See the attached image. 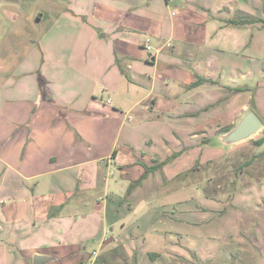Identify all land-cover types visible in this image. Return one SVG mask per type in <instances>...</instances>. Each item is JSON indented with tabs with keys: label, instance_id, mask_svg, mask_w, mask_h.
I'll return each instance as SVG.
<instances>
[{
	"label": "crops",
	"instance_id": "1",
	"mask_svg": "<svg viewBox=\"0 0 264 264\" xmlns=\"http://www.w3.org/2000/svg\"><path fill=\"white\" fill-rule=\"evenodd\" d=\"M153 1L149 3V6L140 8L139 5L132 7L126 0L115 3L107 0L104 5L111 10L114 18H106L101 13H99L100 16H96L95 12L88 10H75L72 21L76 18L75 25H81V28H78V35L75 34L70 40L71 53H65L62 41L53 45L49 43L50 45L47 44V48H44L40 46L41 44L38 46L34 40L29 39L28 44L25 45L28 49L26 57L20 55L21 57L14 58L18 67L15 66L13 71L9 68L8 71L6 69L0 71V205L2 207L0 209V246L12 250L19 248L20 254L16 253L19 258H24L22 248L26 245L34 256L41 253L51 257L52 255L48 253V250L54 247L51 245L54 243L50 242L54 239L51 231L57 228L59 221L66 226L69 221L67 216L75 217L70 222L69 229L74 230L77 227L79 214L67 215L61 212L64 208L77 209L76 206L67 205L71 202V198L68 197L70 193L83 192L80 199L83 197L84 206L89 204L85 191L94 189L97 185L95 179L101 169L99 160L107 157L106 155L95 156V153L106 148L104 145L101 146L97 138L101 136L103 130L106 131V125L102 121L109 116L110 106H114L116 112L121 114L119 139L121 140L127 128L129 131L120 148H116L108 159L109 163L115 162L120 171V180L118 179L113 187V193L117 197L124 196L131 186L135 187V182L145 173L143 164L151 166L163 162L155 171H150L144 180L148 179L151 173H157L166 184L176 181L177 178L187 174L188 170L196 171L199 168L196 166L201 163L195 160V153L208 152L209 150L204 149H209L211 142L210 140L209 144L199 145L198 143L188 144L181 140L174 144L170 141L162 142L164 138L149 137L146 143L140 145L133 135L134 126L131 125L133 122L136 121L139 124L143 122V119L156 118L158 121L154 122L155 127L162 129V134L167 131L168 135H175L178 138L186 135L214 138L221 134L217 130L222 120L229 121L238 114V106L235 102L240 93L247 92V87L229 85L230 82L238 79L237 72H232L224 83L218 78H222L220 73L224 63L234 70L236 63L234 57L241 55L242 49L244 52L248 50L247 45L253 49L255 45L261 43H254L252 40L249 42L246 39V47L236 49L234 45L236 41L239 43V40H236L235 34L228 36L229 46L223 40H221L222 44H212V42L220 43L219 29L221 30L223 26L229 25L236 28L248 25V21L253 20V14L244 9L237 0L236 2L229 0L228 4H222L223 9L216 8L214 11H211L212 6L209 3L199 4L192 3V0H184L174 7L178 9L180 18L184 19L177 22L175 18H170V32L164 33L167 18L160 15L161 10L153 6ZM233 3L236 6L235 14L241 16V19L237 20L236 17H228L225 14L224 9H227L231 15ZM167 5H169L168 2ZM191 8L193 11L199 10L200 15L203 16V19L190 21L196 24L194 26L187 22L190 20L189 16L182 15ZM93 15L98 18L97 22L100 26L93 25L91 18ZM243 15H245L244 22H247L244 23L245 25L242 24ZM38 17L40 21H43L45 14L39 12ZM82 17L87 21L89 19L90 24L86 25ZM102 20H108L107 25L111 23L108 29L100 24L103 23ZM122 20L123 24L116 27V24ZM212 21L215 22V26L211 31H207L208 23ZM120 27L121 30H119ZM127 28L149 31L157 35L161 42L156 53L150 51L151 56L146 57L142 64H140L143 60L142 55L130 52V48L133 50V44L130 37L125 35ZM101 31H104L101 38L108 40L109 46L108 43L107 46L110 48V51L108 49L104 52L106 54L104 56L101 50L105 49H99L102 47L100 42L95 44L96 36ZM83 33L89 35L87 41H83ZM94 44L93 54H90ZM206 49H210L211 56L210 52L203 55L202 51ZM2 58L4 61L9 56ZM230 58L233 60L228 62L227 59ZM20 69L22 70L19 71ZM237 69L238 67L235 68ZM261 70L259 76L262 80L257 82L253 98L256 99L260 112L264 114V66ZM242 73L245 74L243 71ZM201 78L204 80L198 85L195 84ZM123 83L125 88L134 91L138 98L130 105H124L122 101L115 104L112 100V96H116ZM3 89L4 92L1 93ZM250 90L252 91L251 87ZM222 91H226L225 95ZM101 92L112 94V96L105 98ZM165 100L169 105L159 106L161 113L156 114L157 102L164 103ZM250 100L249 106H251ZM147 101L151 102L150 110L149 106L142 107V103ZM212 105L218 106V113L208 117L207 113L213 110L209 107ZM3 111L6 112L3 113ZM188 119L192 121L189 122ZM262 121L264 127V120ZM128 122L132 123L128 124ZM215 122L217 125L214 124ZM153 139L155 141L148 142ZM77 146L78 150H76ZM217 148L223 150L225 147L217 146ZM147 150H152L151 158L155 159L151 165L145 158ZM157 151L162 154L154 156ZM187 154H193L190 158H194V161L187 160ZM89 155L91 157H88ZM111 158L114 160L111 161ZM70 171H73V176L68 179L67 173ZM82 177H85L87 181H84ZM144 186L142 181L140 186L135 187L132 194L140 191ZM110 187L111 184L105 178L104 189L108 190ZM172 189L175 190L169 195L166 204L184 200V197L180 196L185 188L178 190L179 187L177 189L173 187ZM33 192H39L43 196L40 205L47 206L48 209L44 218L21 216L17 211L19 207L30 202L34 203ZM31 193H33L32 196ZM8 199L11 200L13 209L8 210L9 205H5ZM94 199L95 202L99 200ZM107 205H104V212L107 211ZM131 206L128 209H131ZM51 210L56 212L55 216H50ZM115 210L121 211V206ZM108 222L107 218L106 223L103 221L101 226L103 230L108 227ZM119 222L121 229L128 227L125 219ZM254 235L257 240L251 244L255 248L252 254L261 255L255 264H264V231H254ZM166 236L149 233L142 236L131 235V240L127 244H135L137 241L146 239L144 242L151 246L155 238L159 237L157 240L162 241V246L169 240L175 248L180 246L174 237L166 238ZM96 237L97 235H93L91 238L96 239ZM61 240L56 242L60 244ZM103 242L100 241L98 244ZM194 242L191 239L194 248L200 246L209 247L208 250L217 249L209 243L198 245ZM259 247L261 250L256 252ZM92 255L93 257L87 260L82 259L79 264H87L88 261L89 264H97L101 254L93 251ZM135 255L128 252L123 264H136L135 261L138 259ZM162 257L158 254L157 257H150L152 259L149 260L151 262L156 260L155 263L158 264ZM159 263L162 262L159 261Z\"/></svg>",
	"mask_w": 264,
	"mask_h": 264
},
{
	"label": "rangeland",
	"instance_id": "2",
	"mask_svg": "<svg viewBox=\"0 0 264 264\" xmlns=\"http://www.w3.org/2000/svg\"><path fill=\"white\" fill-rule=\"evenodd\" d=\"M117 1L119 2V0H109L111 3ZM126 1L132 7L139 5L140 8H144V6H149V3L153 0H149L148 3L147 0ZM180 1L183 2L184 0H172L171 2L167 0L153 1V6L161 10L160 15L167 18L164 25V33L170 32V18H175L174 20L177 22L184 19L180 18L178 9L174 8ZM228 1L192 0L191 2L199 4L209 3L212 6L211 11H214L216 8L223 9L224 6L222 4H228ZM231 1L236 2L235 0ZM237 1L239 4H242L244 9L253 14V20L248 21V25L244 24L247 22H242L245 25L242 27L223 26L221 30L219 29L218 40H220V43L213 41L212 44H222L221 40H223L229 46L228 36L230 34H235L236 40H239V43L236 41V45L233 44L236 49L246 47V39L249 42L252 40L254 43L261 44L255 45L253 49L247 45L246 48H249L248 50L244 52V49H242L241 55L234 57L236 61L235 68L238 67L237 70L235 68L234 70L231 69L224 63L223 70L220 73L222 78H218V80L224 83L232 72H237L239 80L237 79L234 82L228 83L233 87H247V92L240 93L237 102H235L238 106V114L234 118L232 117L231 120H222L220 123V128L217 131L221 133L227 127H234L239 118L249 108L256 111L262 117V120H264V114L260 112L256 99L253 98L255 94L254 88H256L257 82L262 80V77L259 75L260 71H262L261 67L264 66V0ZM106 2L107 0L105 2H101V0H0V71L4 69L8 71V68L11 70L15 69V66H17V63L14 62L16 56L21 57L20 55H24L23 57H26L28 49L25 45L28 44L29 39L34 40L37 45L41 44L40 46H44V48H47L46 46L47 44L50 45L49 43L53 45L56 42L62 41L65 53H71L72 43L70 40L73 39L75 34L78 35V28H81V25H75L76 18L72 21L73 12L83 9L95 12L96 16H100L99 13H101L106 18H114L111 10L104 5ZM167 2L169 5H167ZM126 7L128 6L126 5ZM235 7V3H233L231 15L227 9H224V12L228 17H236L237 20L241 19V16L235 14ZM107 11L108 13H106ZM39 12L45 14L43 21H40L38 17ZM197 12L199 10L193 11L191 8L182 13V15L189 16L190 20L187 22L194 26L196 24L190 21L203 19L200 12ZM243 16L242 19H244ZM91 18L94 23H92L93 25L100 26L97 22V17L93 15ZM82 21L86 22V25L90 24V20L88 19L87 21L84 17H82ZM107 21H103L100 24L108 29L111 23L107 25ZM120 24H123V20L119 21L116 27ZM214 26V21L208 23L207 31H211ZM119 30H121V27ZM125 31V35L130 37L129 39L133 44V50L130 48V52L142 55L143 60H141L140 64L144 63V59L151 56V53H156V49L161 43L157 35L149 31L144 32L130 28L125 29ZM103 33L104 31H101L97 34V41H95L96 45L98 44L97 42H100L99 44L102 45L99 49H105L101 50L102 56L106 55L104 54L106 50L108 51L109 49L110 51L108 40L101 38ZM88 38L89 35L83 33V41H87ZM95 44L91 48L90 54H93ZM146 44L151 45V53L146 49ZM209 52L210 49L202 51L203 55ZM7 55L9 58L2 61V57ZM227 60L230 62L233 59ZM242 71L245 73L244 75ZM3 92L4 89L1 93ZM218 92L220 93V91ZM222 93L225 95L226 91H222ZM101 94H104L105 98L112 96V94L108 95L106 92H101ZM137 99L136 93L125 88L124 83L119 87L116 96H112L115 104L122 101L124 105H130ZM249 100L251 106H249ZM167 105L169 104L166 100L164 103L157 102L158 107L155 108L157 110L156 114L161 113L159 106L166 107ZM144 106H149L148 109L150 110L151 102H143L142 107ZM209 107L213 108V110L207 113L208 117L218 113V106L212 105ZM109 111V116L102 121L106 125V131L103 130L101 136L97 138L102 144L101 146L104 145L106 148L95 153V156L106 155L107 157L99 160L101 169L95 179L97 185L94 189L85 191L89 204L84 206L85 204L82 203L83 197L81 199L80 197L84 194L83 192H81L83 194L78 192L68 195L71 198V202L67 205L76 206L77 209L64 208L61 214H79L77 227L74 230L69 229V224L75 217L67 216L69 221L66 223V226L61 221L57 223V228L51 231L54 239L50 242L54 243L51 244L54 247L48 250V253L54 259L43 264H79L82 259L87 260L93 257V251H98L101 254V258L97 264H123L128 252L136 254L135 256L138 259L134 260L136 264H157L155 263L156 260L151 262L149 259L158 254L163 256L159 259L162 263L158 261V264L257 263L261 255L255 256L252 254V250L254 251L255 248L251 244L257 240L254 231H264V144L258 145L256 141L263 137L264 127L251 139L221 150L222 148H217L220 145H217L213 138L208 136L195 137L193 135H186L178 138L175 135H168L169 132L166 129H164L166 132L162 134V129H159L157 126L155 127L156 123L154 122L158 121L156 118L150 120L143 119V122L139 124L136 121L133 123L128 122V124L132 123L131 125L134 126L133 135L140 145L146 143V139L149 137H154V139L155 137L157 139L164 138L162 142L167 143V141H170L174 144L181 140L188 144L198 143L199 145L209 144L210 140L211 142L208 146L209 149H204L205 151L209 150L208 152L203 154L202 152L195 153V160L197 163H201L196 166L199 168L196 171L194 169L192 171L188 170L187 174L177 178V183L173 180L166 184L157 173H151L148 179L135 182V187H137L143 181L145 186L140 191L138 190V192L132 194L135 187L131 186L126 190L124 196L117 197L113 193V187L117 183L116 181L120 180V171L115 162L109 163L108 159L113 155L116 148H120L129 131L127 128L120 140V134L118 136V133L121 114L116 112L114 106H110ZM5 112L3 111V113ZM233 120L234 122H232ZM129 121L131 120L129 119ZM188 121L191 122L192 120L188 119ZM154 139L148 142L155 141ZM76 150H78V146ZM138 153L141 157L139 151ZM145 153L147 154L145 158L148 160V163L150 165L153 164L155 159L151 158L153 156L152 150H147ZM159 153L161 152H155L154 156H158ZM193 154H187V160L192 159L194 161V158H190ZM88 157L91 156L89 155ZM111 159V161L114 160L113 158ZM72 174L73 171L67 173L68 179L70 176H73ZM82 178L84 181H87L85 177ZM105 178L111 184L108 190L104 189ZM89 181L92 182L93 180ZM173 187H176V189L179 187L180 189L178 190L185 188L183 194L180 196H183L184 200L178 203L166 204L169 195L175 190L172 189ZM33 193L34 203L32 202L31 204L30 202L27 205L19 207L17 211L21 216L29 215L36 218H44L47 215L46 210L48 209L47 206L40 205L41 201H43V196L39 192ZM33 193H31V196ZM94 198H98V202H95ZM11 203L9 199L5 202V205H9L8 210L13 209ZM104 205L108 206L106 212H104ZM130 205H132L131 209H128ZM120 206L121 211H116L115 208ZM0 209H2L1 205ZM106 218L109 221L107 223L108 227L103 230L101 226L103 221L106 223ZM123 219L128 224H126L128 227L125 229H121V223L119 222ZM60 224H62L61 227ZM147 233L156 236L167 235L174 237L180 246L175 248L170 244V240L162 246V241L157 240L159 237L155 238L151 246L144 242L146 239L140 240L139 242H142L140 244L138 241L135 244H127L131 240V235L142 236ZM93 235H97L96 239L91 238ZM167 236L166 238H168ZM59 239H62L60 244L56 242ZM191 239L198 245L209 243L210 246L217 249L208 250L209 247L200 246L194 248ZM100 241L104 242L99 245ZM28 248V245L23 246L22 253L24 258L21 259L17 256V254H20L19 248L12 250L0 246V264H33L34 253ZM259 250H261L260 247L256 252ZM86 263L89 264L90 262Z\"/></svg>",
	"mask_w": 264,
	"mask_h": 264
},
{
	"label": "water",
	"instance_id": "3",
	"mask_svg": "<svg viewBox=\"0 0 264 264\" xmlns=\"http://www.w3.org/2000/svg\"><path fill=\"white\" fill-rule=\"evenodd\" d=\"M262 117L254 110L248 109L237 123L230 130L221 133L213 138L217 145L230 147L242 141L256 136L263 128ZM52 258L44 254L37 253L33 258V264H43Z\"/></svg>",
	"mask_w": 264,
	"mask_h": 264
},
{
	"label": "trees",
	"instance_id": "4",
	"mask_svg": "<svg viewBox=\"0 0 264 264\" xmlns=\"http://www.w3.org/2000/svg\"><path fill=\"white\" fill-rule=\"evenodd\" d=\"M243 18H245V16H243ZM245 21V19H243V22ZM204 79H200V80H198V83L196 82L195 84H199V83H201L202 81H203ZM231 128H233L232 126L231 127H227V128H225L222 132H226V131H228V130H230ZM256 143L258 144V145H263L264 144V137H261L260 139H258L257 141H256ZM161 164H163V162H161V163H157V164H154V165H151V166H148V165H146V164H143L144 165V167H145V173L141 176V178L140 179H138L137 181L138 182H140L142 179H144V178H146V176L148 175V173L150 172V171H152V170H156ZM136 181V182H137ZM55 214H56V212L55 211H50V216H55ZM155 256V255H154ZM155 257H157V255L155 256Z\"/></svg>",
	"mask_w": 264,
	"mask_h": 264
},
{
	"label": "built area",
	"instance_id": "5",
	"mask_svg": "<svg viewBox=\"0 0 264 264\" xmlns=\"http://www.w3.org/2000/svg\"><path fill=\"white\" fill-rule=\"evenodd\" d=\"M167 1H168V2H171L172 0H167ZM145 47H146L147 50H149V51L151 50V46H150V45H147V44H146ZM153 55H154V54H153Z\"/></svg>",
	"mask_w": 264,
	"mask_h": 264
}]
</instances>
